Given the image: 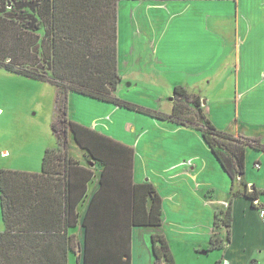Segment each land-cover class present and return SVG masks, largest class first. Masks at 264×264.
Masks as SVG:
<instances>
[{"label":"crops","instance_id":"crops-1","mask_svg":"<svg viewBox=\"0 0 264 264\" xmlns=\"http://www.w3.org/2000/svg\"><path fill=\"white\" fill-rule=\"evenodd\" d=\"M135 13L143 16L146 13L144 23L153 58L147 59L144 74V67L136 68L135 75L126 80L122 68L129 63L126 58H120V19L127 14L133 21ZM228 18L230 21L225 28L223 19ZM139 26L143 27L142 21ZM151 26L154 34L149 32ZM228 27H231L230 36L233 38L227 39L232 42V55L231 58H221V51L227 49V44L220 39V30L227 31ZM136 61L141 64L144 58ZM263 71L264 0L117 2L118 85L114 94L122 100L120 90L138 87L141 78L155 87L147 89L151 91L150 97L156 98L155 94L160 90L162 92L157 96L158 106L154 102H146V107L169 115L176 103L174 89L182 87L190 99L199 98L203 114L217 130L235 138L254 139L264 144V120H259L252 106L257 103L258 115L259 111L264 114ZM200 88L223 97H216L214 101L209 98L203 100ZM78 96L83 95L71 91L66 93L67 118L70 121L133 150L132 157L125 156L123 152L115 155L120 167L119 170L115 168V181L105 186L118 190L121 198L124 197L122 192L129 191L131 184H147L154 189L161 202V225L132 226L130 229L129 264H154L152 236L165 238L166 232L175 226H183L185 233L182 237L186 240L207 241L209 249L211 238H219L222 247L217 250H224L223 261L228 264H239L236 252L245 255L250 247L264 245V222L259 211L251 208V201L242 196V193L256 188L258 199L254 203L264 208V152L248 148L245 172L232 183L204 143L201 133L193 126L158 120L144 114L133 115L124 112L127 109L110 103L83 96L94 100L91 102ZM135 97L133 94L129 100L143 104ZM163 102L168 105L164 109ZM77 106L82 113L75 109ZM67 141L74 144L70 133ZM78 151L68 156L90 169L93 176L87 182L83 201L77 208L79 223L69 229V234H73L80 245L75 254L68 253L67 264H71V256L74 257V264H82L84 230L81 223L91 198L100 187L104 169L85 151L79 148ZM250 159L254 165H259L254 180L246 175V164ZM128 163L132 165L131 176L124 167ZM147 199L148 209L150 198ZM228 208L232 216L230 226L216 227V214ZM228 236L230 240H227ZM206 252L208 249L200 253ZM79 255L81 257L77 261Z\"/></svg>","mask_w":264,"mask_h":264},{"label":"trees","instance_id":"trees-1","mask_svg":"<svg viewBox=\"0 0 264 264\" xmlns=\"http://www.w3.org/2000/svg\"><path fill=\"white\" fill-rule=\"evenodd\" d=\"M119 0H7L5 7L22 8L26 16L42 6L50 17L52 77L35 70L4 68L36 80L51 81L66 89L64 103L58 97L56 121L52 131L57 147L48 149L42 158L40 173L0 170V211L5 231L0 232V264H67L68 253H76L79 241L69 229L78 225L77 210L93 176L90 169L68 156L67 136L94 161L103 165L100 187L91 198L81 223L84 230L82 264H129L130 229L132 226L161 225V202L150 185H132L129 191L109 189L115 181L119 163L115 155L123 152L132 157L133 150L110 138L78 125L67 118L68 91L138 112L152 118L193 126L233 183L244 174L246 150L264 152L258 140L235 138L217 130L205 117L199 98L190 99L182 87L174 89L176 103L167 115L118 98L114 92L117 74V2ZM34 4V5H33ZM184 103L194 114L187 115ZM127 158V157H126ZM130 161L131 159L128 158ZM131 176V163L125 164ZM245 187L246 184L242 183ZM108 185V186H109ZM242 193L255 204L256 188ZM138 190V191H137ZM126 196H125V195ZM147 197L149 207L147 209ZM217 215V214H216ZM223 226L232 222L230 208L224 212ZM218 216H215V219ZM264 222V221H263ZM218 227V223L214 222ZM222 226V225H221ZM230 240V237H227ZM154 264H175L166 239L152 236ZM222 242L213 237L210 249H220ZM79 255L76 260L79 261ZM78 263V262H77Z\"/></svg>","mask_w":264,"mask_h":264},{"label":"rangeland","instance_id":"rangeland-1","mask_svg":"<svg viewBox=\"0 0 264 264\" xmlns=\"http://www.w3.org/2000/svg\"><path fill=\"white\" fill-rule=\"evenodd\" d=\"M6 1L0 0V170L39 173L44 152L57 146L51 126L57 119L56 115H61V112L57 113L58 107L55 105V99L58 97L60 104L64 103L66 89L57 86L56 81L53 85L51 81L36 80L3 67L6 63L12 64L15 70L28 68L52 77V70L48 67L52 58L50 42L52 29L49 14L38 5L33 11L24 9L29 11L28 14L34 15L26 16V12H20L22 8L19 9V7H13L10 11L8 7H5ZM145 14L143 16L135 13L133 21H130L127 14H123L120 19V58H126L129 63L122 68L126 80H129V77L131 79L140 67H144L142 71L144 74L147 59L153 58L144 23ZM138 18L141 19L139 22L142 21L143 27L139 26ZM229 21V18L228 20L223 19L222 24L225 28ZM230 29L231 27H228V30L225 29L224 32L220 30V39L226 41L227 44V49L221 51V58H231L232 55L230 47L232 42L227 41V39H233L230 36ZM149 32L155 33L152 26ZM138 58H144V61L141 64L137 63ZM154 88L151 83L147 84L139 78L138 87L131 90L129 87H124L119 94L122 95L123 100L147 108L146 102L159 105L157 96L162 92L160 90L155 94L156 98L150 97L149 92ZM200 89L203 93V100L209 98L214 101L216 97H223V95ZM133 94L137 101L143 104L129 100ZM78 98L94 101L83 96H78ZM165 106L168 105L163 102L162 108L164 109ZM252 106L259 120L260 118L264 120L263 112L259 111L258 115V104L254 103ZM183 107L187 115L194 114L190 103H184ZM75 109L82 113L80 107L77 106ZM124 112L143 116L141 113L128 110ZM122 124L123 120L119 124L120 127ZM66 150L68 155L72 152H79L78 148L68 141ZM246 169V175L254 180L258 171L251 159L247 162ZM216 216H218L215 219L219 224L218 227L223 226L224 223L221 220L225 217L224 212ZM4 229L0 211V231ZM183 229V226H175L165 234L175 264H228L223 261L224 250H210L207 241L186 240L182 237L185 233ZM201 249H208V252L202 254ZM235 255L240 258L239 264H264V245L261 243L259 247H250L245 255L240 252H236ZM70 258L72 259L70 263L74 264V257Z\"/></svg>","mask_w":264,"mask_h":264},{"label":"built area","instance_id":"built-area-1","mask_svg":"<svg viewBox=\"0 0 264 264\" xmlns=\"http://www.w3.org/2000/svg\"><path fill=\"white\" fill-rule=\"evenodd\" d=\"M255 167H256L257 169L259 168L258 163L255 164ZM259 215H260V218L262 219V221H264V208H262V209L259 211Z\"/></svg>","mask_w":264,"mask_h":264},{"label":"water","instance_id":"water-1","mask_svg":"<svg viewBox=\"0 0 264 264\" xmlns=\"http://www.w3.org/2000/svg\"><path fill=\"white\" fill-rule=\"evenodd\" d=\"M203 104H204V102H203ZM253 188H251V190H252Z\"/></svg>","mask_w":264,"mask_h":264}]
</instances>
